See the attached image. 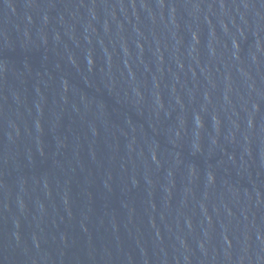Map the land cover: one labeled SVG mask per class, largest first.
Instances as JSON below:
<instances>
[{
    "label": "water",
    "instance_id": "obj_1",
    "mask_svg": "<svg viewBox=\"0 0 264 264\" xmlns=\"http://www.w3.org/2000/svg\"><path fill=\"white\" fill-rule=\"evenodd\" d=\"M0 264H264V0H0Z\"/></svg>",
    "mask_w": 264,
    "mask_h": 264
}]
</instances>
